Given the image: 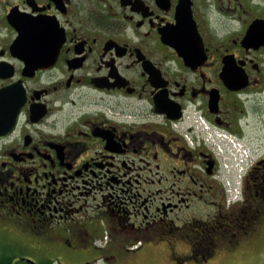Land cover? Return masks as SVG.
Instances as JSON below:
<instances>
[{"label": "flooded vegetation", "instance_id": "obj_1", "mask_svg": "<svg viewBox=\"0 0 264 264\" xmlns=\"http://www.w3.org/2000/svg\"><path fill=\"white\" fill-rule=\"evenodd\" d=\"M260 255L264 0H0V264Z\"/></svg>", "mask_w": 264, "mask_h": 264}, {"label": "rangeland", "instance_id": "obj_2", "mask_svg": "<svg viewBox=\"0 0 264 264\" xmlns=\"http://www.w3.org/2000/svg\"><path fill=\"white\" fill-rule=\"evenodd\" d=\"M247 262L251 261L253 264H264V255L260 256H246ZM250 263V264H251ZM144 264H163V257L161 256H151L149 260L147 259Z\"/></svg>", "mask_w": 264, "mask_h": 264}]
</instances>
